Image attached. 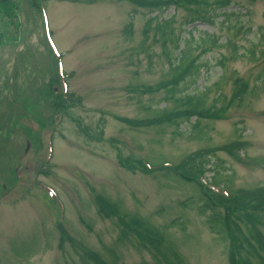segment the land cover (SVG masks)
I'll list each match as a JSON object with an SVG mask.
<instances>
[{
    "label": "rangeland",
    "instance_id": "obj_1",
    "mask_svg": "<svg viewBox=\"0 0 264 264\" xmlns=\"http://www.w3.org/2000/svg\"><path fill=\"white\" fill-rule=\"evenodd\" d=\"M19 1L20 32L0 13L10 38L0 44V264H231V241L197 211L198 189L162 174L172 165L193 175L189 163L204 156L211 167L193 178L219 205L264 189V0H224L222 10L194 0L215 18L190 27V0L157 12L155 0H41V11ZM151 17L171 23L168 55L155 26L145 35ZM177 44L205 67L175 92ZM235 78L248 85L242 102ZM66 93L80 102L58 116ZM187 95H206L217 112L157 118ZM146 164L155 168L142 173ZM129 221L162 243L140 242ZM244 224L264 236V203Z\"/></svg>",
    "mask_w": 264,
    "mask_h": 264
},
{
    "label": "trees",
    "instance_id": "obj_2",
    "mask_svg": "<svg viewBox=\"0 0 264 264\" xmlns=\"http://www.w3.org/2000/svg\"><path fill=\"white\" fill-rule=\"evenodd\" d=\"M33 5L37 7V9L40 11L41 9V0H32ZM193 2L194 7L197 8V13H195L189 21H186L185 25L186 27L193 26L197 23L205 22V19L208 20V18L212 21L214 20V16L212 15L213 9H205L206 6L203 8L201 5L203 2H195L194 0H190ZM215 3L220 6V10L223 8H226V5L224 4V0H215ZM227 3V5H229ZM177 4L176 0H155L151 4L152 11H167L171 5ZM157 9V10H156ZM5 10V15L9 18V25L13 26L17 32H20L22 23L20 21V1L19 0H1L0 2V13L1 11ZM41 15V14H40ZM42 16V15H41ZM40 16V17H41ZM226 16V14H225ZM42 18V17H41ZM154 17H151L148 19L146 23L145 28V35L147 36L148 32L153 29L155 26V29L161 33L162 38L164 39L163 49L166 55H168L167 52V44L168 42L173 43V39L175 38L174 32L172 29H170L171 23L167 21H156ZM156 23V25H154ZM133 27L132 23H129L127 27L124 30L125 34H131V29ZM173 32V33H171ZM262 37L260 39H264V35H261ZM190 38V36H189ZM10 38L7 37V32L5 31V27H2L1 33H0V44L3 42H7ZM264 42V40H263ZM184 46V45H183ZM235 53L238 51V48L233 47ZM50 53L51 52V49ZM176 50L180 51L183 55L178 58L176 57H169V72L173 77L174 83H173V90L177 92L181 82H184L186 80V77H193V70L197 72V75L201 72V70L205 67L204 64H197V60L195 59H189V56L186 55L184 52V49L177 44ZM264 56V52H263ZM53 57V54H52ZM204 70V69H203ZM202 70V71H203ZM72 75V74H71ZM70 75V76H71ZM59 81V80H58ZM235 89L233 98L237 101H243V98L247 94L248 85L239 78L234 79ZM54 93V92H52ZM61 97V95H60ZM206 95H187L186 97L182 98L180 101H184V99L187 100V104L183 106V108H186L185 110L180 107V109H177L175 111L170 112H161L159 113V117H157L160 120H166L167 123H174L177 124L178 120H185L187 119V114H199L203 115V113H216L217 110H214V108L210 109V107H205V101H206ZM74 95L73 94H63L60 99L57 98L56 100V110L55 113H57L58 116H61L63 114V109L67 108H74L75 105L80 102V100H77L78 102L74 101ZM79 99V98H78ZM30 107L34 108V103H30ZM38 122L41 125L42 120H38ZM80 120H77V125L80 127ZM43 124V122H42ZM83 128H81L82 130ZM83 132V130H82ZM205 158L204 156H200L199 158H194L191 163L189 164H195L198 169H196V172L194 171V176H200L203 172V174H206L207 171H209L208 168L211 167V158ZM200 160V161H198ZM198 163L199 166L196 164ZM165 172H163L164 178H169L172 180H180L185 183H191L194 187L198 189L199 195H200V206H198L197 211L201 216H204L206 218V222L211 228V230L221 235L224 240L231 241L230 243V263L236 264L237 259L239 258L238 263L239 264H252L249 260H247L244 256V253L249 249L252 253V255L259 260H264V236L259 231L258 227L253 226L252 224H244V219L248 216L252 215L257 209H259L263 203H264V189L258 190L253 193H246L242 197L236 198L231 203H226L227 206L219 205V200H216L212 197H210L208 194H206L205 190L203 189L202 184L197 180L194 179L192 173L190 172H184L183 174L179 173L174 166L168 165L165 166ZM152 165L146 164L141 165L140 171L142 173H149L148 170H151ZM162 168V167H158ZM195 170V169H193ZM229 207V208H228ZM231 209H234L236 213H231ZM245 210L247 213H245ZM240 211V212H239ZM244 224L247 229L248 233L250 234V238L247 237V235L243 231V226L241 224ZM128 228L132 229V224L129 221V224L126 225ZM134 226H139V222L135 221ZM230 227V228H229ZM136 230V232L139 234L140 239L139 241L144 244H155L156 242L162 243V237L160 233L154 231L153 229L144 226L142 223L138 229H132ZM227 230H230L229 236L227 237L228 233ZM242 233L244 236L240 238L239 234ZM248 250V251H249ZM249 251V252H250ZM238 257V258H237ZM97 264H112V263H106L98 258L91 257ZM91 261V260H90ZM93 261V262H94ZM94 262V263H95ZM146 264V263H143Z\"/></svg>",
    "mask_w": 264,
    "mask_h": 264
},
{
    "label": "water",
    "instance_id": "obj_3",
    "mask_svg": "<svg viewBox=\"0 0 264 264\" xmlns=\"http://www.w3.org/2000/svg\"><path fill=\"white\" fill-rule=\"evenodd\" d=\"M0 2H1V0H0Z\"/></svg>",
    "mask_w": 264,
    "mask_h": 264
}]
</instances>
